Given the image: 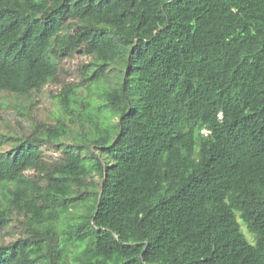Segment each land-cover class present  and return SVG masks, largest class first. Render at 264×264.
Listing matches in <instances>:
<instances>
[{
    "label": "trees",
    "instance_id": "obj_1",
    "mask_svg": "<svg viewBox=\"0 0 264 264\" xmlns=\"http://www.w3.org/2000/svg\"><path fill=\"white\" fill-rule=\"evenodd\" d=\"M78 49L100 101L0 127V264H264V0H0V121Z\"/></svg>",
    "mask_w": 264,
    "mask_h": 264
},
{
    "label": "rangeland",
    "instance_id": "obj_2",
    "mask_svg": "<svg viewBox=\"0 0 264 264\" xmlns=\"http://www.w3.org/2000/svg\"><path fill=\"white\" fill-rule=\"evenodd\" d=\"M90 61V56L85 54L82 49H78L73 52L71 56H66L58 60V72L56 77L48 82H46L39 92L33 93L31 96L18 97L21 104H24L26 111L23 113H17L14 107L7 108L4 111L3 115L5 121H0V127L3 130L9 129L17 132H29L33 125L39 121H43L49 124H54L58 118L65 120L67 123H70L66 119L63 109L60 105V102L57 98V94L61 87L66 83H74L76 85L77 95L75 96L76 104H72L71 108L74 112L86 110V101L91 100L92 103L99 102L97 89L92 86L91 91L87 86L81 83L82 69L83 64ZM108 81H106V84ZM11 100V99H10ZM12 101V100H11ZM13 102V101H12ZM16 101H14L15 103ZM24 110V109H23ZM112 119L116 120L113 116ZM8 123V127L6 124ZM76 132V128L80 129L78 124L71 125ZM81 127L88 129V122L81 119ZM73 140L72 134L65 139L67 144H71ZM42 150L44 157L47 160L57 159L62 157L64 146L59 144H44L42 145ZM27 174L34 175L35 171L30 169L25 171ZM238 220L241 226L242 231L245 233L246 237L252 241L253 236L248 231L245 223L238 216ZM10 230V232H7ZM19 224L15 221L9 223L6 228L0 230V241L8 242L12 240L19 234Z\"/></svg>",
    "mask_w": 264,
    "mask_h": 264
},
{
    "label": "water",
    "instance_id": "obj_3",
    "mask_svg": "<svg viewBox=\"0 0 264 264\" xmlns=\"http://www.w3.org/2000/svg\"><path fill=\"white\" fill-rule=\"evenodd\" d=\"M103 179H104V177H103ZM103 179L101 180V183H100L101 186H102V183H103ZM99 195H100V192H99Z\"/></svg>",
    "mask_w": 264,
    "mask_h": 264
}]
</instances>
